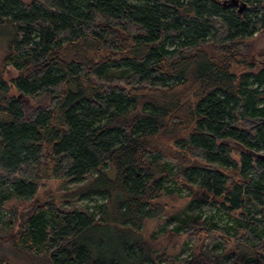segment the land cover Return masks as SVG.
Returning <instances> with one entry per match:
<instances>
[{
  "label": "trees",
  "instance_id": "obj_1",
  "mask_svg": "<svg viewBox=\"0 0 264 264\" xmlns=\"http://www.w3.org/2000/svg\"><path fill=\"white\" fill-rule=\"evenodd\" d=\"M1 30L0 264H160L150 222L187 264H264V0H0ZM49 181L104 209L40 200Z\"/></svg>",
  "mask_w": 264,
  "mask_h": 264
},
{
  "label": "rangeland",
  "instance_id": "obj_2",
  "mask_svg": "<svg viewBox=\"0 0 264 264\" xmlns=\"http://www.w3.org/2000/svg\"><path fill=\"white\" fill-rule=\"evenodd\" d=\"M23 2H31L32 0H22ZM9 33L8 31H0V48H2L8 40ZM246 56L249 60H257L261 58V55L264 56V34L260 33L256 36V38L249 42L247 47L244 49ZM264 60V59H263ZM16 74L12 69L6 74L5 78L9 81L12 79V76ZM23 102L28 107H37L38 103L36 101L28 100L27 97H23ZM256 121L246 120L245 127L246 128H254L257 126ZM231 146L234 148L233 157L237 160L240 159L239 157V149L238 147L230 143ZM85 183H82L79 186L85 187ZM75 184L71 183H63L61 181H49L46 183V188H42L38 192V197L40 200H46L48 196H54L55 199L58 200V205H63V207H70L72 205V201L76 200L75 207L79 209L88 207L90 211H94L95 209H99L101 211L105 202L103 201L102 197H92V196H81V198H77L74 195V190L77 188ZM189 191H183L182 195H173L168 196L163 200V203L167 205L168 212L174 213L178 210L184 208L188 202L189 198ZM60 200V201H59ZM64 201V202H62ZM31 207L30 203H25L18 205L16 202L12 201L11 203L6 205L7 212L4 213L3 217L9 216V212L12 210H17L18 213L25 212ZM102 208V209H101ZM98 211V212H99ZM206 215H216V220L220 221L221 218L219 214L214 211V208H206L204 210ZM225 220V219H224ZM159 225L158 222H150L145 227L143 232V237L147 240L148 244L150 245L153 253L155 254L156 258L158 259L160 264H187L186 261H190L194 258L193 255H199V252L196 251V254L193 251V248L190 246L188 247L187 244L189 243L188 235L187 234H174L171 232L173 226L168 227L169 231L159 233L157 230V226ZM109 234H106L105 238L114 240L116 235L115 233L108 231ZM195 249L197 246L194 247ZM163 261V262H161Z\"/></svg>",
  "mask_w": 264,
  "mask_h": 264
},
{
  "label": "flooded vegetation",
  "instance_id": "obj_3",
  "mask_svg": "<svg viewBox=\"0 0 264 264\" xmlns=\"http://www.w3.org/2000/svg\"><path fill=\"white\" fill-rule=\"evenodd\" d=\"M235 6H236V4H235ZM264 56L263 55H261V58H259V59H257V60H254V63H256V64H263L264 63Z\"/></svg>",
  "mask_w": 264,
  "mask_h": 264
},
{
  "label": "water",
  "instance_id": "obj_4",
  "mask_svg": "<svg viewBox=\"0 0 264 264\" xmlns=\"http://www.w3.org/2000/svg\"><path fill=\"white\" fill-rule=\"evenodd\" d=\"M243 8H245V6H243ZM262 158L264 159V156H262Z\"/></svg>",
  "mask_w": 264,
  "mask_h": 264
}]
</instances>
